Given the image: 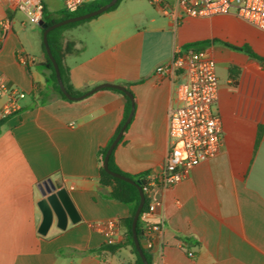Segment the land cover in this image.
<instances>
[{
	"label": "crops",
	"instance_id": "crops-1",
	"mask_svg": "<svg viewBox=\"0 0 264 264\" xmlns=\"http://www.w3.org/2000/svg\"><path fill=\"white\" fill-rule=\"evenodd\" d=\"M41 1L46 23L62 0ZM115 14L107 11L66 29L60 41L73 49L64 65L74 91L109 83L132 94L133 115L113 152L117 167L130 175L158 173L169 147L168 115L179 103L176 82L155 68L176 48L215 41L206 49L219 84L221 146L183 181L156 191L162 206L143 218L161 227L147 249L151 264H264V62L235 49L248 46L264 58V31L233 12L176 24L155 9L133 19L132 27ZM3 18L11 26L0 44V77L25 98L0 126V264H134L119 224L129 207L99 184L98 151L121 123L124 96L102 88L80 100L60 99L42 67L41 27L0 0ZM228 22L237 33L215 50L218 28ZM18 54L33 61L22 65ZM47 179L65 189L79 220L67 218L61 228L54 217L42 234L37 203ZM107 223L114 224L110 245L119 247L91 252L109 245L101 228Z\"/></svg>",
	"mask_w": 264,
	"mask_h": 264
},
{
	"label": "built area",
	"instance_id": "built-area-1",
	"mask_svg": "<svg viewBox=\"0 0 264 264\" xmlns=\"http://www.w3.org/2000/svg\"><path fill=\"white\" fill-rule=\"evenodd\" d=\"M15 11L23 13L31 23L42 19L41 0H1ZM96 0H62V9L73 13ZM163 16L176 24L188 18H211L233 12L244 23L264 31V0H147ZM10 20H0V44L10 30ZM18 63L26 65L33 58L18 54ZM155 73L176 82L178 105L168 115V151L156 174L145 176L142 188L149 201L143 218L162 206L156 191H165L187 178L190 170L200 162L214 157L221 146V119L216 109L218 79L215 60L206 48L173 50L171 58L159 64ZM25 93L0 77V118L17 114ZM100 227V226H99ZM112 242L114 224L101 228ZM161 231L160 225L143 220V239L146 249L152 247V238ZM182 247V245H181ZM189 257L193 254L187 252Z\"/></svg>",
	"mask_w": 264,
	"mask_h": 264
},
{
	"label": "trees",
	"instance_id": "trees-1",
	"mask_svg": "<svg viewBox=\"0 0 264 264\" xmlns=\"http://www.w3.org/2000/svg\"><path fill=\"white\" fill-rule=\"evenodd\" d=\"M109 1L110 0H96V1L90 2V3L80 7L77 11H75L73 13H69V12H66V11L61 9L60 11H58L56 13V17L52 20L47 21L46 24L50 25L52 23H55V22L76 16V15H81V14L93 11L95 9H98L102 5L108 3ZM118 2H119V0H117L116 3L112 7H110L107 11H110L113 8H115L116 5L118 4ZM107 11H105V12H107ZM45 14H46V9L44 7L41 20H43ZM92 18H94V17H92ZM92 18L60 26L58 28L51 30L47 34L48 45L50 47V50H51V53H52L54 59L56 60V62L58 64L60 76H61L62 82L64 84V87H65L66 91L71 96H74V97L81 95L82 92L74 91L72 89V87L69 85V71H68L67 67L64 65V56L68 53H71L73 51V49L71 48V43L70 44L61 43L60 34L64 28H67V27L73 26V25H77L79 23L85 22V21L90 20ZM40 30H41V32H43L42 28H40ZM212 42H215V41L214 40H212V41H200V42L198 41L197 43L195 42V44L188 43V44L183 45L181 47V49L183 51H185L188 49L206 48ZM235 49L243 52L248 57H250V58H252L258 62H264V58L257 56L255 53H253L251 51V49L248 46H243V47L235 48ZM42 50H43V56H44V63L42 65V67H43L44 72H45L46 81H47L49 87L51 88V90L54 93H56V95L60 99L67 101V98L61 93L60 89L58 88L55 73H54V70L52 67V63H51L50 59L47 57L45 50H44V47ZM111 90L123 95L126 102H125V106H124V110H123V117H122L121 123L116 128L115 132L113 133L112 137L107 142V144L104 147L100 148L98 151V154L100 157V163H101V166L99 167V184L102 187L109 188V190H110L109 191V197L111 199L118 201L120 203H123L129 207V215L125 218L119 219V224L123 228V230L125 231V245L129 246L131 253L135 257L134 264H142V261H141L139 255L135 249V246L133 244L132 232H131L132 217H133L134 212H135V210L138 206V203H139L138 189H137L135 184H131V183L125 182L121 179L114 178L111 175L107 174L102 168V162H103L104 156L106 154L107 148L109 147L110 143L112 142V140L114 139V137L118 133L119 129L121 128L122 124L124 123L125 119L128 116V113L130 111V100L128 99V97H126L121 91H118L116 89H111ZM3 122H4V119H0V126L3 124ZM125 130L123 131V133L125 132ZM120 141H121V139L119 140V142ZM114 149L112 150V152L108 158V168L114 173H118V174H121L125 177L132 179L135 183L140 185L141 188H143L146 185V180H145L146 175L145 174L130 175V174L122 172L117 167V165L114 161V156H113ZM148 201H149L148 197L145 196L144 205L142 207V210L140 212V215H139L137 223H136V234H137V237L139 239H143V214L146 211ZM118 247H119L118 245H110L109 244V245H104V246L100 247L99 249L91 250V252L100 251V250H107V251L113 252ZM144 255H145V258H146L148 264H151V257L149 255L147 249L144 250Z\"/></svg>",
	"mask_w": 264,
	"mask_h": 264
},
{
	"label": "water",
	"instance_id": "water-1",
	"mask_svg": "<svg viewBox=\"0 0 264 264\" xmlns=\"http://www.w3.org/2000/svg\"><path fill=\"white\" fill-rule=\"evenodd\" d=\"M117 0H110L108 3L102 5L98 9H95L93 11L81 14V15H76L55 23H52L50 25H47L43 20H41L38 25L43 29L42 32V43L43 47L45 50V53L47 57L50 59L52 63V67L55 73L56 77V82L58 85V88L60 89L61 93L68 99V100H80L88 96L89 94L100 90L102 88H112L116 89L118 91H121L128 99L130 100V111L128 113L127 118L125 119L124 123L122 124L121 128L119 129L118 133L110 143L109 147L107 148L106 154L104 156L103 162H102V168L103 170L111 175L114 178L121 179L125 182L135 184L137 189H138V194H139V203L138 206L134 212V215L132 217V222H131V232H132V240L133 244L135 246V249L142 261V264H148L145 255H144V250L146 249V240L145 239H139L136 234V223L138 220V217L140 215V212L142 210V207L144 205L145 201V196L142 191V188L140 185L135 183L132 179L125 177L121 174L114 173L108 168V158L109 155L111 154L112 150L115 148L119 140L121 139L123 135V131L126 127V125L130 122L131 117L133 115L134 111V101L132 94L122 85L119 84H109V83H104L97 85L93 87L91 90L83 93L82 95L78 97L71 96L65 89L64 84L62 82L61 76H60V71L58 64L56 60L54 59L50 47L48 45L47 41V34L60 26L69 24V23H74V22H79L82 20H86L92 17H95L101 13H104L107 11L110 7H112ZM40 193L42 196V199L37 203L38 208L41 211L42 214V223L40 226V233H44L45 230L50 226L53 218L55 217L57 220V225L61 228L64 227L66 219L69 218L72 223H75L79 220V218L76 215L75 209L73 205L71 204V201L69 200L68 194L65 191V189H56L54 184L51 182L50 179H47L46 181H43L40 185Z\"/></svg>",
	"mask_w": 264,
	"mask_h": 264
},
{
	"label": "rangeland",
	"instance_id": "rangeland-1",
	"mask_svg": "<svg viewBox=\"0 0 264 264\" xmlns=\"http://www.w3.org/2000/svg\"><path fill=\"white\" fill-rule=\"evenodd\" d=\"M110 11H115L116 13L115 15L117 17L124 18V20H128L130 27H132L133 19L149 17L152 14V12H155V9L149 4L147 0H119L116 7ZM74 26L75 25L64 28L62 31H65L66 29H70ZM218 30H219L218 38L220 39H218V42L214 43V47L216 48L215 50H217V47H222L221 44H224L223 42L226 41L227 37L231 38L235 36L237 33L234 24L230 22L226 23L225 25H222L220 28H218ZM191 43L195 44V42H191Z\"/></svg>",
	"mask_w": 264,
	"mask_h": 264
}]
</instances>
